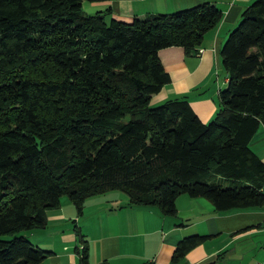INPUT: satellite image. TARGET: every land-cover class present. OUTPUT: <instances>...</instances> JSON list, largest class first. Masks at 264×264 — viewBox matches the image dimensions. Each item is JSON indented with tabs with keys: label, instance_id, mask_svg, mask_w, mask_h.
Listing matches in <instances>:
<instances>
[{
	"label": "trees",
	"instance_id": "trees-1",
	"mask_svg": "<svg viewBox=\"0 0 264 264\" xmlns=\"http://www.w3.org/2000/svg\"><path fill=\"white\" fill-rule=\"evenodd\" d=\"M83 1L105 0H0V264L51 253L21 233L43 228L63 196L78 214L113 190L164 215L180 194L218 211L264 204V162L249 146L264 127V0L220 48L227 82L208 122L184 97L150 100L170 81L159 50L195 53L221 19L215 4L125 22ZM205 237L181 239L172 264Z\"/></svg>",
	"mask_w": 264,
	"mask_h": 264
},
{
	"label": "crops",
	"instance_id": "crops-1",
	"mask_svg": "<svg viewBox=\"0 0 264 264\" xmlns=\"http://www.w3.org/2000/svg\"><path fill=\"white\" fill-rule=\"evenodd\" d=\"M253 1L105 0L84 1L82 8L87 14L109 10L106 21L130 22L135 17L172 13L203 2L215 4L221 19L205 32L195 53L188 54L176 45L159 50L170 81L150 100L157 105L184 97L197 117L208 122L218 109L219 90L227 82L220 48ZM249 146L264 162L263 126ZM175 204L176 213L164 215L156 206L129 204L125 192L113 190L86 198L78 214L63 196L58 208L47 211L43 228L21 234L51 252L37 264H172L177 243L198 235L206 237L176 264H264V204L218 211L207 198L187 194L177 196ZM83 244L87 257L81 262Z\"/></svg>",
	"mask_w": 264,
	"mask_h": 264
},
{
	"label": "rangeland",
	"instance_id": "rangeland-1",
	"mask_svg": "<svg viewBox=\"0 0 264 264\" xmlns=\"http://www.w3.org/2000/svg\"><path fill=\"white\" fill-rule=\"evenodd\" d=\"M84 2V1H83ZM85 4H87L86 2H85ZM83 10H84V8H82ZM23 232H25V231H23Z\"/></svg>",
	"mask_w": 264,
	"mask_h": 264
},
{
	"label": "built area",
	"instance_id": "built-area-1",
	"mask_svg": "<svg viewBox=\"0 0 264 264\" xmlns=\"http://www.w3.org/2000/svg\"><path fill=\"white\" fill-rule=\"evenodd\" d=\"M263 225H264V223H263ZM257 264H260V263H257Z\"/></svg>",
	"mask_w": 264,
	"mask_h": 264
}]
</instances>
